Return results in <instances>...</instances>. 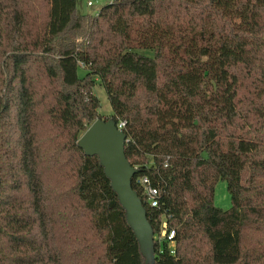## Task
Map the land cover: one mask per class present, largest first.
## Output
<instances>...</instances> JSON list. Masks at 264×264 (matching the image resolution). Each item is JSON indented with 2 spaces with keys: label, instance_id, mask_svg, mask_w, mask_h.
Wrapping results in <instances>:
<instances>
[{
  "label": "trees",
  "instance_id": "trees-1",
  "mask_svg": "<svg viewBox=\"0 0 264 264\" xmlns=\"http://www.w3.org/2000/svg\"><path fill=\"white\" fill-rule=\"evenodd\" d=\"M36 1L0 0V264H144L78 145L101 118L98 81L125 123L155 264H264V0H111L95 14ZM220 179L229 209L214 203Z\"/></svg>",
  "mask_w": 264,
  "mask_h": 264
},
{
  "label": "water",
  "instance_id": "water-1",
  "mask_svg": "<svg viewBox=\"0 0 264 264\" xmlns=\"http://www.w3.org/2000/svg\"><path fill=\"white\" fill-rule=\"evenodd\" d=\"M126 142V133L110 117L96 119L80 136L78 145L87 155L99 158L125 210L126 221L138 240L144 264H155V232L148 219L147 209L133 188V177L139 169L131 164L126 155Z\"/></svg>",
  "mask_w": 264,
  "mask_h": 264
},
{
  "label": "rangeland",
  "instance_id": "rangeland-1",
  "mask_svg": "<svg viewBox=\"0 0 264 264\" xmlns=\"http://www.w3.org/2000/svg\"><path fill=\"white\" fill-rule=\"evenodd\" d=\"M43 0H38L36 3L42 2ZM111 0H77V11L79 13H90V14H95L102 6H104L106 3L110 2ZM91 2V4H89ZM35 4L33 1H25V6L26 5H33ZM147 54L152 55L151 50L146 51ZM79 74L81 76L85 75V70L81 67L79 68ZM94 93L97 95V97L100 100V108H99V113L101 118L108 119L113 115V107L111 105V102L108 98L107 92L104 88V86L98 81L94 88ZM49 178V176H48ZM63 180V179H62ZM52 183H54V179L51 180ZM63 184H68L69 179L63 180ZM214 203L216 206L222 208V209H229L232 206V199L231 195L228 191L227 188V182L224 179H220L215 188V197H214ZM257 235L256 237H258ZM255 237V235L251 232L246 233L245 235V241H244V248L249 249L252 240ZM95 241L98 242V239L95 238ZM203 253L201 256H205L206 251L208 250V246L205 245L203 247ZM196 264H199L198 262Z\"/></svg>",
  "mask_w": 264,
  "mask_h": 264
},
{
  "label": "built area",
  "instance_id": "built-area-1",
  "mask_svg": "<svg viewBox=\"0 0 264 264\" xmlns=\"http://www.w3.org/2000/svg\"><path fill=\"white\" fill-rule=\"evenodd\" d=\"M89 4H91V2H89ZM125 125L124 122H121L119 124V127H123ZM137 183L141 184L144 186L145 192L147 193L148 197H149V201L151 203L152 206H158L159 205V199H158V194L159 191L157 188L153 187L151 185V181L149 179V177H140L137 179ZM164 226H166V223H164ZM163 236L167 235V232L164 231L162 232ZM174 237V231H171L168 239L171 240Z\"/></svg>",
  "mask_w": 264,
  "mask_h": 264
}]
</instances>
